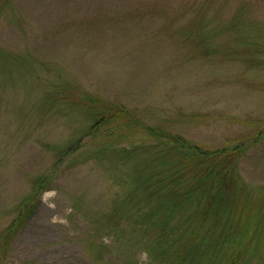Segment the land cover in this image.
Returning a JSON list of instances; mask_svg holds the SVG:
<instances>
[{
    "label": "rangeland",
    "instance_id": "rangeland-1",
    "mask_svg": "<svg viewBox=\"0 0 264 264\" xmlns=\"http://www.w3.org/2000/svg\"><path fill=\"white\" fill-rule=\"evenodd\" d=\"M147 128L243 147L228 209ZM0 264H264V0H0Z\"/></svg>",
    "mask_w": 264,
    "mask_h": 264
},
{
    "label": "trees",
    "instance_id": "trees-1",
    "mask_svg": "<svg viewBox=\"0 0 264 264\" xmlns=\"http://www.w3.org/2000/svg\"><path fill=\"white\" fill-rule=\"evenodd\" d=\"M110 115L114 120L120 113L112 109ZM122 115L124 117L120 116L121 119L129 117L125 110ZM146 130L149 136L156 139L157 147L161 148L164 142L170 144L177 156L175 160H179L180 164L178 167L174 165L170 176L143 183V192H147L150 196H157L161 203H168L173 207L181 206L192 197L201 196L204 198V207L199 215L201 219L208 218L212 212L218 215L223 209H228L227 203L237 186L236 170L239 157L243 153L241 147L209 151L180 138H174L159 129L147 128ZM157 165L158 163L153 167L157 169ZM181 184L185 185L182 190ZM167 189H169L168 192ZM154 191H158L159 196L153 193ZM162 210L164 209L160 207L157 213ZM161 260H164V257Z\"/></svg>",
    "mask_w": 264,
    "mask_h": 264
}]
</instances>
